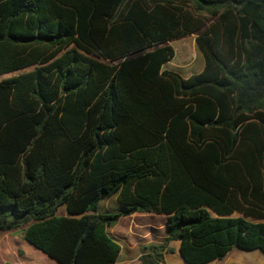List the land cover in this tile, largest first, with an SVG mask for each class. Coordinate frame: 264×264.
<instances>
[{"label": "trees", "instance_id": "16d2710c", "mask_svg": "<svg viewBox=\"0 0 264 264\" xmlns=\"http://www.w3.org/2000/svg\"><path fill=\"white\" fill-rule=\"evenodd\" d=\"M197 31L202 69H163ZM18 70L0 79V232L112 264L106 227L150 213L165 234L140 264L172 241L188 264L264 256V0H0V74Z\"/></svg>", "mask_w": 264, "mask_h": 264}, {"label": "crops", "instance_id": "0c3cea01", "mask_svg": "<svg viewBox=\"0 0 264 264\" xmlns=\"http://www.w3.org/2000/svg\"><path fill=\"white\" fill-rule=\"evenodd\" d=\"M213 20H214L213 18L207 19L204 23L203 29H207V27ZM198 33L199 31L188 34V35H192L194 44H196L195 37L197 36ZM200 57L201 59L199 60L198 69L190 72L189 74L196 73L202 69L203 57L201 52H200ZM181 76L186 77L185 75H181ZM57 214L68 216V214H66L63 209L61 210L58 209ZM165 222H166V216L161 214L133 213L130 215H120L113 224L106 227L107 234L111 238H113L119 244L120 247L117 258L112 264H140L138 256L143 250V247L146 244H148V242L144 239L145 235L147 233L154 234L157 231L160 234V239L155 242L161 241V239L165 234L164 232ZM155 242H149V243H155ZM177 244H178L177 241H172L170 243V246L173 248V251L170 253H164L162 262L160 264H165L166 262L169 264H174V263L185 264L184 262L179 261V259L174 254L175 252H177ZM0 249H1L0 264L4 262H9L10 264H37L33 260V258L30 257V255L20 247V245L15 249H11L9 245L8 247H6V244H4L3 246L0 247ZM54 262L55 264H58L56 261Z\"/></svg>", "mask_w": 264, "mask_h": 264}, {"label": "rangeland", "instance_id": "374dc122", "mask_svg": "<svg viewBox=\"0 0 264 264\" xmlns=\"http://www.w3.org/2000/svg\"><path fill=\"white\" fill-rule=\"evenodd\" d=\"M165 43L169 44L173 48L174 55L172 59L162 65L163 69H173L185 76L198 69L199 60L201 57L196 44H194L192 35H186L184 37L172 39ZM27 69L29 68H25L23 70ZM19 71L22 70L0 74V79L16 74ZM58 209L61 210L64 209V207L60 206ZM98 211L101 213L118 211V206L114 200V196L101 201L99 203ZM21 232V229H14L9 232H0V247L6 244V247L9 245L11 249H15L20 245V247L26 253H28L37 264H55L52 259L25 241L21 236ZM144 239L148 243L155 242L160 239V234L157 231L154 234L147 233ZM174 254L179 259V261L188 264L182 260L178 252H175ZM252 258H254L257 263L264 264V256L259 250L246 251L238 249L237 247H232L221 259H215L205 264H236L235 262L232 263V260L236 261L237 259H241L246 264L249 261L251 262ZM165 264L169 263L166 262Z\"/></svg>", "mask_w": 264, "mask_h": 264}]
</instances>
